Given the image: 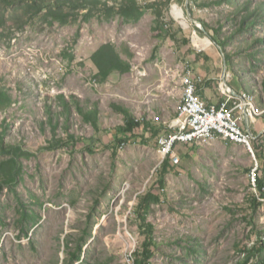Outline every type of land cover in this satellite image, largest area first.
Listing matches in <instances>:
<instances>
[{"label":"rangeland","instance_id":"obj_1","mask_svg":"<svg viewBox=\"0 0 264 264\" xmlns=\"http://www.w3.org/2000/svg\"><path fill=\"white\" fill-rule=\"evenodd\" d=\"M216 1L197 0L194 14L188 0L173 2L161 37L154 9L136 24L36 19L20 31L16 24L0 29V87L11 96L0 111V161L13 150L25 154L16 184L0 187V264H132L131 257L141 264H264V199L254 210L256 162L248 150L181 145L180 163L162 170L158 141L177 116L189 68L218 88L227 67L229 86L255 96L264 111V0ZM246 5L259 15L243 27ZM175 6L188 29L172 15ZM201 21L224 47L205 28L208 36L194 30ZM177 26L180 42L191 39L188 58V47L171 38ZM195 36L211 46L201 49ZM107 43L131 71L101 83L91 57ZM114 105L142 124L134 135L120 132L126 118ZM118 138H126L122 150ZM55 139L61 145L49 149ZM149 194L159 198L146 213L152 230L139 219ZM79 246L82 260L72 262Z\"/></svg>","mask_w":264,"mask_h":264},{"label":"trees","instance_id":"obj_2","mask_svg":"<svg viewBox=\"0 0 264 264\" xmlns=\"http://www.w3.org/2000/svg\"><path fill=\"white\" fill-rule=\"evenodd\" d=\"M173 2L181 5L185 4V0H151L146 4H143L141 0H0V29L2 28L11 32L10 25L16 24L17 29L20 31L36 19L48 26H53L55 23L61 26L89 23L94 19L110 21L116 17H121L125 23L136 24L144 17L148 9H154L155 15L157 16L154 31L157 33V37H161L162 34L159 32V26L163 27L164 30H166V27H169L170 22L166 20V13ZM235 2L236 0H218L215 4L222 5L226 3L227 5L233 6ZM196 4L197 0H190V11L192 14H194ZM206 5L207 4H201L200 7H205ZM241 9L246 12L243 27H245L248 20L259 15L256 10L252 11L249 5ZM203 27L214 41L220 42V35L216 29L210 28L204 22ZM194 30L197 31L199 35H204L198 28L194 27ZM178 33H183V29L180 26H177V30L172 31L171 38L177 44V47H188V50L185 52V56L188 58L191 53H193L190 47L191 39L185 37L180 42L177 37ZM221 45L224 47L225 44L220 42V46ZM198 57L199 56H197V59ZM91 61L97 69L96 77L101 83L106 82L108 78L115 73L126 74L131 71V64L121 57L113 43L102 45L92 55ZM227 62H230L229 58H227ZM262 90L264 94V82L262 84ZM61 100L65 109L68 110L69 103L66 98L61 96ZM10 104L11 96L6 90L0 87V111ZM260 106L264 108V98ZM113 107L120 111L126 118V125L120 129V132L126 135H134V132L142 127V124L135 120L129 111L116 105ZM125 140L126 138H118L117 142L121 145L126 142ZM60 145V142L55 139L54 142H50L49 149H56ZM252 146L255 153H257L256 143L253 142ZM1 148H3L2 145ZM13 151H15V153L10 152V157L8 159L0 161V187L16 184L18 176L22 171L18 158H20V155L23 156L25 154L21 149ZM170 164L168 160L164 163L162 170H164L165 173L170 167ZM160 184L163 185V180L160 181ZM263 188L264 174L261 173L258 181L259 196L255 195L252 200L254 210L259 209L262 205L261 199L264 198ZM152 202L158 203L159 198L156 195L149 194L141 200L140 207L142 211L145 210V213L139 216L142 226L149 227L151 230L152 226L147 223L146 213L149 212ZM146 203H148V206H146ZM22 216L24 219L26 218V215ZM79 248L78 253L75 252L71 256L72 262H79L82 260V246H79ZM135 264H141V261L135 260Z\"/></svg>","mask_w":264,"mask_h":264},{"label":"built area","instance_id":"obj_3","mask_svg":"<svg viewBox=\"0 0 264 264\" xmlns=\"http://www.w3.org/2000/svg\"><path fill=\"white\" fill-rule=\"evenodd\" d=\"M229 78L226 76L225 80L222 78L220 81L219 87L223 94V100L219 105H213L209 104L200 95L197 82H201V80L194 76L192 69L187 70L186 88L188 97L186 98L188 114L185 118H179L176 123L170 125L169 134L159 139V148L164 152L163 162L168 160L173 166L178 165L181 159L177 147L193 144L194 136L198 133H206L208 127H216V134L226 137L238 136L240 139H248L254 142L256 137L251 132V128L259 119L245 117V101L241 93H237L229 86ZM126 144V142L121 144L120 149H124ZM203 145L209 146V142ZM261 171L262 168L259 162L258 170L254 171L257 196H259L258 181ZM130 262L132 264L135 262L134 257L130 258Z\"/></svg>","mask_w":264,"mask_h":264},{"label":"bare ground","instance_id":"obj_4","mask_svg":"<svg viewBox=\"0 0 264 264\" xmlns=\"http://www.w3.org/2000/svg\"><path fill=\"white\" fill-rule=\"evenodd\" d=\"M172 15L175 17V19L185 28L188 29L189 25L186 21V18L184 16L183 10H181L179 7H174L172 11ZM194 42L198 47L201 49H207L211 46V41L209 39H202L199 36L194 37ZM226 76L229 77L230 75L227 74ZM183 98H182V104L178 110L177 116L172 121L171 125L176 123V121L179 120V118H185L188 114V105H187V98L188 97V90L186 88V77L183 79ZM243 100L245 101V117L251 118V119H258L262 117L264 114V111H259V109L256 107V100L255 96H252L248 92H242L241 93ZM213 137V138H212ZM219 141H229L233 144H241L243 145L253 156L256 166L251 172L252 182L256 186V176L255 172L258 170L259 165L256 159V155L252 146V140L248 139H240L238 136H230L226 137L220 134H216V127H208L206 130V133H198L193 138V144H202V143H208L209 145H213ZM161 150V148H160ZM162 159L164 160V152H162Z\"/></svg>","mask_w":264,"mask_h":264},{"label":"crops","instance_id":"obj_5","mask_svg":"<svg viewBox=\"0 0 264 264\" xmlns=\"http://www.w3.org/2000/svg\"><path fill=\"white\" fill-rule=\"evenodd\" d=\"M195 77L201 80V82H197L201 97L204 100H206L209 104L219 105L220 102L223 100V94L221 90L219 89V87L217 88L216 82L212 79L208 80L201 76H195ZM210 81L214 82V85L216 86V88H213V86L212 88L210 87L209 85ZM219 83L220 82H218V86H219ZM258 119H259L258 122L254 126H252L251 132L256 137L254 140V143H256L257 153L259 155V160L261 162V168H262L261 172L262 174H264V115ZM215 144H216L215 146L213 145L211 146L214 149H225V148L231 147L233 150H236L238 153H241L242 147H244L241 144H233V143L226 145L223 141H219Z\"/></svg>","mask_w":264,"mask_h":264},{"label":"water","instance_id":"obj_6","mask_svg":"<svg viewBox=\"0 0 264 264\" xmlns=\"http://www.w3.org/2000/svg\"><path fill=\"white\" fill-rule=\"evenodd\" d=\"M189 0H188V2H187V4H186V11H188V14H190V9H189ZM195 26H196V28H198L199 30H201L204 34H206L207 36H208V34H207V32L205 31V29H204V27L201 25V24H197V23H195ZM225 64H226V61H225ZM227 66V65H226ZM226 69H227V67L224 69V74H223V80H225V77H226Z\"/></svg>","mask_w":264,"mask_h":264}]
</instances>
